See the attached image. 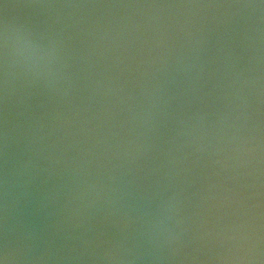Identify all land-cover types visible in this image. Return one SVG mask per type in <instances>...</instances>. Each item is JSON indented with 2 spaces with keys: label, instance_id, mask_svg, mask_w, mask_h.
Masks as SVG:
<instances>
[{
  "label": "water",
  "instance_id": "obj_1",
  "mask_svg": "<svg viewBox=\"0 0 264 264\" xmlns=\"http://www.w3.org/2000/svg\"><path fill=\"white\" fill-rule=\"evenodd\" d=\"M259 3L0 0V31L7 23L18 48L29 33L59 39L66 65L54 90L22 66L7 105L0 89V179L5 122L14 171L9 220L21 247L36 229L19 264H229L218 257L230 242L215 233L264 203V164L247 153L234 161L228 142L234 131L252 146L264 140V9L224 5ZM172 192L169 226L183 230L174 252L141 234ZM121 240L130 251L106 260Z\"/></svg>",
  "mask_w": 264,
  "mask_h": 264
},
{
  "label": "clouds",
  "instance_id": "obj_2",
  "mask_svg": "<svg viewBox=\"0 0 264 264\" xmlns=\"http://www.w3.org/2000/svg\"><path fill=\"white\" fill-rule=\"evenodd\" d=\"M5 8L9 5L5 4ZM43 7H52V5H43ZM152 7H169L168 5ZM189 7H212L211 5H191ZM224 7H237L245 9H264V3L259 4H239V5H224ZM22 47H17V39L13 36V30L5 23L2 31H0V89L3 92L5 105H7L10 93L13 88L15 78V69L17 66H22L26 76L34 80H41L44 86L49 89H55L57 83L62 76V69L66 65L59 64V55L61 52V41L59 39H51L47 44H42L37 40L32 39L31 34H26L22 38ZM159 42L157 43V47ZM227 117L221 116L219 122L223 124ZM202 119V117L200 118ZM235 128V125H230ZM238 131V130H237ZM4 147V175L0 179V195L3 196V223L0 227V264H19L22 259L21 252L30 254L34 250V241L36 238L35 225H30L26 235L21 242L16 238L15 224L10 223V209L14 206V200L10 201V196L14 188V171L8 169L9 158L7 149L9 147L10 133L5 122V127L2 133ZM228 142L234 145L233 152L235 155L231 157L234 161L240 160L241 155L255 154L258 164H264V140H257L252 146L251 139H242L236 131L231 137H228ZM245 145H248L247 147ZM199 150V149H197ZM219 151V150H218ZM217 163H221L217 161ZM32 166V160L26 162V167ZM224 165L222 164V167ZM260 174H264V168H258ZM94 188V186H90ZM257 196L264 195L258 192ZM227 199V197H225ZM112 203V201H110ZM179 193L172 192L165 198L161 199L157 205V212L154 216L149 215V219L145 221V230L141 233L151 242L158 250L164 247H169L170 251L174 252L175 245L183 235V230L177 231L175 226H169V221L173 219V215L178 211ZM256 212L253 217L240 223H234L226 229H221L216 232L222 241L230 242L228 249L229 254L218 257V259L228 261L229 264H264V203L258 202L255 206ZM43 211V209H41ZM45 216L51 217L53 212L46 211ZM176 225L180 224L177 220ZM86 245L88 241L84 242ZM124 241L114 242L111 248L104 252V258L108 261H118L122 259L116 253L130 249L123 248ZM45 253L40 256V259L46 258ZM27 258V256L25 257Z\"/></svg>",
  "mask_w": 264,
  "mask_h": 264
},
{
  "label": "snow or ice",
  "instance_id": "obj_3",
  "mask_svg": "<svg viewBox=\"0 0 264 264\" xmlns=\"http://www.w3.org/2000/svg\"><path fill=\"white\" fill-rule=\"evenodd\" d=\"M261 3H264V0H260Z\"/></svg>",
  "mask_w": 264,
  "mask_h": 264
}]
</instances>
